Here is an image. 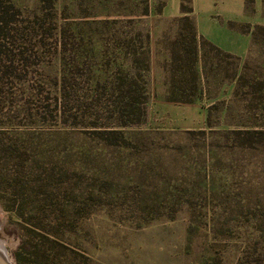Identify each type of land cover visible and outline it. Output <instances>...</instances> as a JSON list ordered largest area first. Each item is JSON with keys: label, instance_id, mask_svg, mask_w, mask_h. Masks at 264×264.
<instances>
[{"label": "rangeland", "instance_id": "rangeland-1", "mask_svg": "<svg viewBox=\"0 0 264 264\" xmlns=\"http://www.w3.org/2000/svg\"><path fill=\"white\" fill-rule=\"evenodd\" d=\"M120 80L140 123L104 108ZM0 241L14 264H264V0H0Z\"/></svg>", "mask_w": 264, "mask_h": 264}, {"label": "trees", "instance_id": "trees-1", "mask_svg": "<svg viewBox=\"0 0 264 264\" xmlns=\"http://www.w3.org/2000/svg\"><path fill=\"white\" fill-rule=\"evenodd\" d=\"M116 89H117V95L113 99H109L107 102V105L104 108H107L106 110L110 111L112 116L117 120L119 124L127 125L129 123H140V120L137 119V121H134V117L138 114H142V104L138 103L136 96H135V83L127 80H120L116 81ZM92 103H97V106L102 103L99 99L96 97H92ZM109 135L115 134V140L117 138H121L124 140L122 133H115V129H111L107 131ZM261 132H245V133H236V135H243L246 136L245 138H248L250 135H261Z\"/></svg>", "mask_w": 264, "mask_h": 264}, {"label": "water", "instance_id": "water-1", "mask_svg": "<svg viewBox=\"0 0 264 264\" xmlns=\"http://www.w3.org/2000/svg\"><path fill=\"white\" fill-rule=\"evenodd\" d=\"M0 264H14L7 253L0 250Z\"/></svg>", "mask_w": 264, "mask_h": 264}, {"label": "bare ground", "instance_id": "bare-ground-1", "mask_svg": "<svg viewBox=\"0 0 264 264\" xmlns=\"http://www.w3.org/2000/svg\"><path fill=\"white\" fill-rule=\"evenodd\" d=\"M0 250L7 253L6 248H5V242L4 241H0Z\"/></svg>", "mask_w": 264, "mask_h": 264}]
</instances>
